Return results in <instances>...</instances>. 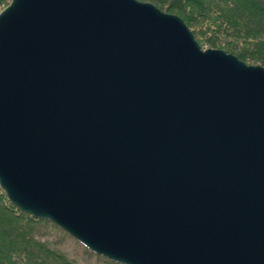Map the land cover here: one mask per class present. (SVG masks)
I'll return each instance as SVG.
<instances>
[{
    "label": "water",
    "instance_id": "95a60500",
    "mask_svg": "<svg viewBox=\"0 0 264 264\" xmlns=\"http://www.w3.org/2000/svg\"><path fill=\"white\" fill-rule=\"evenodd\" d=\"M0 189L118 264H264V67L138 0L0 12Z\"/></svg>",
    "mask_w": 264,
    "mask_h": 264
},
{
    "label": "trees",
    "instance_id": "16d2710c",
    "mask_svg": "<svg viewBox=\"0 0 264 264\" xmlns=\"http://www.w3.org/2000/svg\"><path fill=\"white\" fill-rule=\"evenodd\" d=\"M9 1L0 0V7ZM138 1L177 15L194 30L201 46L223 50L246 65L264 67V0ZM66 239L73 240L51 222L17 210L0 189V264H85L60 250ZM84 251L96 256L99 264H118Z\"/></svg>",
    "mask_w": 264,
    "mask_h": 264
},
{
    "label": "rangeland",
    "instance_id": "374dc122",
    "mask_svg": "<svg viewBox=\"0 0 264 264\" xmlns=\"http://www.w3.org/2000/svg\"><path fill=\"white\" fill-rule=\"evenodd\" d=\"M7 6V5H6ZM5 6V7H6ZM4 6L0 7V12L5 8ZM3 8V9H2ZM177 16V15H176ZM202 23V22H201ZM200 23V24H201ZM186 25V24H185ZM187 26V25H186ZM188 27V26H187ZM189 28V27H188ZM198 28V27H197ZM189 30L193 33V29L192 28H189ZM206 33V32H205ZM197 34V33H196ZM194 36V35H193ZM206 36H207V33H206ZM195 38V36H194ZM197 38L198 39H202L203 37H200L198 34H197ZM197 41V39H195ZM198 43V42H197ZM199 44V43H198ZM200 48L202 50H207L209 49L208 46L204 45V46H201V44H199ZM220 50V49H219ZM84 247L79 244V243H76V242H73V240H65L63 242V244L60 245V250L62 252H64L70 259H73V260H76L78 262H82V263H87V264H99L100 261L99 259L96 257V256H89L87 253H85L84 251ZM108 260V259H107ZM110 261V260H109Z\"/></svg>",
    "mask_w": 264,
    "mask_h": 264
}]
</instances>
